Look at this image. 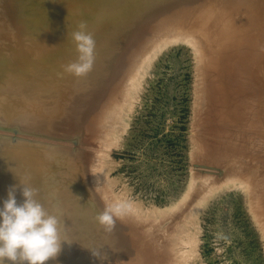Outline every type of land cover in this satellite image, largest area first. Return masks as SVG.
<instances>
[{
  "label": "rangeland",
  "instance_id": "rangeland-1",
  "mask_svg": "<svg viewBox=\"0 0 264 264\" xmlns=\"http://www.w3.org/2000/svg\"><path fill=\"white\" fill-rule=\"evenodd\" d=\"M197 1L199 0H168L163 4L168 10H176L196 6ZM92 2L96 0H88V4ZM171 4L173 6H170ZM9 5H15L17 11H12L8 8ZM80 5L79 2L74 3L75 7ZM61 7V0H0V28L5 32L4 36H0V87H2L0 97L2 98L4 91L18 92L19 88L14 86V83L22 80L24 84L21 89L24 91V96L17 97L16 100L19 101L27 100L25 91H29L33 85L45 87L42 91L45 97L43 101L48 103L49 107L41 108V113L37 111L39 114L51 110L52 98L48 84L58 80L53 72L63 59L58 58L56 63L57 59L50 56L55 49L54 43L48 39V36L55 38L52 33L50 34L52 37L47 35V31L42 33V30L30 35L25 33V29L27 25L39 19V11L47 12L46 8L54 10ZM92 7L93 5H88L84 9V12L91 13L90 19L96 15ZM15 15L22 17V21L14 23ZM180 16L181 13H178L174 17ZM62 28V23L56 27L50 26V30L56 32V36L59 32L63 33ZM182 34L176 37L175 33L169 35L170 37L167 36L166 41L161 44L165 46L164 43L168 42L169 45L164 47L159 44L157 46L161 45V47L156 46L145 54L146 56L142 55L140 64L137 63L136 68L131 70L132 73L127 75L129 79L126 77L119 99L120 109L126 116L122 117V124L118 123L115 126L113 134L110 133L113 131L112 128L104 126L108 131H103V125L106 124H100L90 136L86 128L81 129L80 126L70 132H64L61 136H49L38 131L29 121L27 125L17 121L14 122L16 124L5 125L19 128L21 132L0 130L11 134L8 140L0 143L1 157L13 158V162H17L13 166L0 165V182L8 190L13 185H19L20 178L39 190L38 198L44 203L45 189L51 190L56 184L51 183L49 179L51 177L57 179L55 174L67 172L70 165L74 169L75 166L80 168L79 166L82 165L89 172L88 176L92 177L90 182L94 187V194L101 199L104 207L117 203L124 206L125 212L123 217L118 218L120 224H116V233L110 236L104 231L90 233V235H98L100 244H106L105 236L116 242V249L110 251L113 253H109L103 263L99 262V264H112V256H117L115 254L124 250L118 242L121 236L118 235V226L124 231L122 233H129L128 229L134 226L130 231L131 233L135 231L134 233L137 234L133 235V241L140 233H142L140 237H145V233L149 235L157 233V236L153 234L154 237L146 236L147 240L150 237L148 241L157 239V243L164 235L166 237L162 239L165 241L170 238L172 241L175 240L176 235L173 233H178L181 227L184 228L183 231L189 230L192 241L197 245L196 247L190 245L192 249H187V258L183 264H264V119H260L262 114L264 118V92L261 93L264 88L254 80L255 74L264 80V69L262 70L264 62L259 58H254L253 64V60L248 61L247 69L251 70L254 65L253 70H255H248L250 72L247 73L249 74L247 78L246 74L242 75L246 81L241 77L239 80L244 82L239 83L238 80L233 84L234 88L236 85L237 89L240 88L239 92L244 93L243 96L239 93L235 97L236 104H240L242 108L241 105L246 102L245 104L249 106L251 104L250 107L255 111L248 105L246 108L244 104L243 108L247 109H244L245 112L240 108L238 114L228 116V110H223L220 106L203 105L202 91L204 94L207 93L212 84L210 81L217 85L219 83L204 69L205 66L200 59L202 52L201 49H197L194 38L190 36L193 40L188 39L187 35ZM175 38L178 39L177 41L181 39L183 41L177 42ZM39 40L45 43L43 52L33 53L34 55L25 59L29 56L26 55L29 54L28 46L34 44L38 48ZM151 52L154 53V57L153 54L150 56ZM42 57L50 59L51 62L45 61L41 69L33 68L24 76H20L21 74L15 71L17 65L27 64L29 58L37 61ZM138 67L144 72L140 69L142 71L140 73ZM136 73L138 74L135 75ZM130 78L134 80L131 81ZM139 78L141 81L138 80ZM3 80L8 83L5 87ZM248 81L250 84L256 83L252 85L257 89L252 85L250 89ZM245 82L248 86L244 84ZM132 88L139 90L134 91ZM131 89L133 92L130 93ZM126 90H129V93ZM124 91L127 92L126 99L123 95ZM130 94L131 97L128 96ZM245 97H248V100L252 97V100L247 101ZM3 101L9 105L16 104L14 99L5 96ZM240 101L245 102L241 104ZM123 106H129L130 109ZM249 109L253 113L249 112ZM4 112L0 110V116L3 114L6 121L14 119L12 113ZM246 112L248 113L244 114ZM16 114L22 115L20 108ZM260 121L263 122L261 123L263 128L258 127ZM67 138H76L78 141H74L71 145L66 142ZM247 152L251 154L247 155ZM246 156L249 158L247 159ZM261 156L263 163H260ZM71 184L82 194L83 200L80 203H90L89 199H94L93 195L88 196V192L85 194L86 186L83 185L82 180ZM16 194L20 195L23 202L19 188ZM83 216L85 220L94 221L95 216L88 214ZM85 220H82L83 224ZM123 221L128 223L124 224ZM123 225H127V230ZM97 227L100 228L99 225ZM158 235L160 239L157 238ZM80 236L82 237L83 233ZM144 239L146 238H143L144 244H147V240ZM137 258L134 260L142 259ZM86 262L87 259H84L81 264Z\"/></svg>",
  "mask_w": 264,
  "mask_h": 264
},
{
  "label": "bare ground",
  "instance_id": "bare-ground-1",
  "mask_svg": "<svg viewBox=\"0 0 264 264\" xmlns=\"http://www.w3.org/2000/svg\"><path fill=\"white\" fill-rule=\"evenodd\" d=\"M167 1L168 0H96V2L88 4V0H61V8L54 10H48V8H46L47 12L39 11V19H36L35 23L27 25L25 33L34 35L41 30L42 33L47 31V35L52 33L55 38H50L48 36V39H51V43H54L53 47L55 49L50 56L57 59L56 63H58V58H60L59 60L63 59V62L57 64L58 66L54 68L53 72L58 80L48 84V88L50 89V98H52V106L50 102L51 110H48L43 114L38 113L41 108L49 107L48 103L43 101L45 97H43L42 91H44L45 87L42 88V86L33 85L29 91H25V97L27 100L19 101L16 100V98H23L24 91L21 89V86L24 82L23 80L16 82L14 83V86L19 88L18 92L11 91V93H9L8 91H4L3 93L5 97L14 99L16 101L15 105L6 104L3 101L4 96L2 95V98L0 97V110L5 111V114L12 113L14 117V119L6 121L2 114L0 116V124H2L0 125V130L4 129L7 131L21 132L19 128L5 126L6 124H16L14 123L16 121L22 123V125H27L26 123L29 121L34 127H37L36 129L38 131H41L44 135L47 134L49 136L64 135V132H70L77 126H80L81 129L86 128V132L89 136L97 127L100 126V124H106L103 125V129L104 126H107V128H112L113 130L118 123L119 125L120 123L122 124V117L126 116V114H123L124 111L120 109L119 99L121 98L120 91L126 82L127 75L132 73L131 70L134 67L136 68V65L139 63L142 55L146 56L145 54L157 45L166 41L165 39H167V36L173 33L176 34L175 37L183 33L187 35L188 39L194 38L195 44L198 47L197 49H201L200 52H202L200 54L196 50L201 55L200 59H202L201 61L205 66L204 69L208 71L210 76H214L219 83V85H217L210 81L212 84L207 93L204 94L202 91L203 105L211 107L220 106L223 110H228V116H235L238 114L241 107L239 106L240 104H236L237 102H235V97L239 93L240 96L244 93L239 92L240 88L238 87L239 89H237L236 85L234 88L233 84H235V81L238 82L239 78H243L242 75L246 74L245 76L247 78L249 75L247 73L253 70L254 65L251 70L250 68L247 69L248 61H254V58H259L261 59V62H264V0H199L197 1L196 6L192 5L184 9L176 10H168L163 4L167 3ZM75 2H79L81 5L75 7ZM206 2H208V4H205ZM88 5H93L91 9L96 14L91 19L89 18L91 13L87 11L84 12V9H86ZM170 6L173 5L171 4ZM8 8L14 12L17 11L15 5H9ZM178 13H181L182 16L174 17ZM13 21L14 23H19L22 21V17L15 15ZM81 21L87 22L89 31L93 34L96 41V62L93 70L87 76L77 79L71 74L65 73L63 71V66L75 61L76 59L77 54L75 51V45L70 39V33L76 30L77 25ZM61 23L63 25V33L59 32L56 36V32L53 29L50 30V26L56 27ZM4 35V30L0 28V36ZM50 36L52 37V35ZM184 36L181 37L183 38ZM172 38H174L173 35ZM177 40L178 39H176V41ZM167 43L164 44L169 45ZM39 44L38 48H36L34 44L28 46L29 54L26 55L29 56H26L25 59L31 57L33 53L39 54L43 52L45 44L44 41L39 40ZM161 45L157 47H161ZM166 45L163 46L166 47ZM153 52H155V50ZM151 54H153V57L155 56L154 53L151 52L150 56ZM49 60L50 59H47L46 57L39 58L37 61H35L34 58H29L27 64L23 63L24 66L17 65V69H15V71L21 74L20 76H24L28 74L26 72H29L33 68L41 69L42 64ZM256 60L258 61V59ZM257 61L256 63H258ZM144 63L145 62H143V64ZM253 63H255V61L252 62V64ZM143 64H141L142 67ZM147 64L149 65V63ZM145 65L146 64H144V66ZM52 66H54V64H52ZM137 69H139V71L140 69L142 70V68L139 67ZM263 69L264 67H262V70ZM142 71H140V73ZM202 71L203 70H201V72ZM201 74L203 76V73ZM256 75L258 76V74L254 75L255 82L258 85H263L264 88V80L258 78ZM249 77L248 79L251 78ZM134 78H132V80H134ZM140 78L138 79L139 81H141ZM244 79L245 78H243V80ZM243 80H239V83L240 81H246V79L244 81ZM137 81L136 83L139 82ZM3 83L4 87L8 85V83L4 80ZM256 83H249V88L250 85ZM244 84L248 86L246 82ZM246 86L242 87L248 88ZM254 87V89H257L256 86ZM132 89L130 90V93ZM253 91L255 93V90ZM127 92L129 93V90ZM127 92H125V94L123 93L124 97ZM259 92L257 93L260 95ZM263 92L264 89L261 93ZM251 93H249V95ZM247 94L248 93H246V95ZM128 96L131 97V94ZM251 98L250 100L247 99V101H251ZM240 102L242 104L245 101ZM258 103L257 105H259ZM244 104L241 105L242 108ZM125 105L127 104L125 103ZM247 105L245 106L246 108ZM250 106L248 105V107L252 110L253 107ZM123 107L125 108L126 106ZM127 107V109H130L129 106ZM245 107L243 108L244 112L247 110ZM18 108L22 111L21 116L16 114ZM250 109L249 112H251ZM26 110L27 112H25ZM256 110L258 111V107ZM253 111H255V109ZM247 113L248 112L244 114ZM256 114L260 115L259 112H256ZM262 116L263 114L260 116L261 120L264 119ZM228 121H230V119H228ZM258 122H256L257 125ZM263 122L260 121V125H258L259 128L263 126ZM107 128L103 131L107 130ZM259 128L257 129L259 130ZM101 129L99 128V130ZM110 133L113 134L114 130ZM10 135L11 134L8 132L0 131V143L8 140V136ZM74 141L77 142L78 139L69 138L66 140V142L71 145ZM224 152L227 153L226 149H224ZM245 153L246 152H244L243 155H245ZM248 153L249 152H247V155L251 154ZM9 156L10 155L8 154V157ZM221 156L225 157L226 155ZM246 157L247 159L249 158V156ZM262 158L263 156H261V159ZM253 159L255 158L253 157ZM67 161L69 162V157ZM261 161H263V159L260 160V163H263ZM14 163L17 162H13V158L9 159L7 157H1L0 155V165L13 166ZM79 167L80 168H76L75 166L74 169L70 165L67 172L56 173L55 175H57V179L54 180L53 177L49 179L51 183L56 184L52 186L51 190L46 188L44 191L45 206L49 209V211L61 214L59 218L62 224V237L66 238L68 242L71 243L62 244V250L59 255L54 260L47 261L46 264H81L84 259H87V262L84 264H99V262L103 263V260L100 261L98 258L94 257L90 250L95 251L99 249L102 256L106 257L113 253H110L113 248L116 249V242L113 241V239H109V237L105 236L104 241L106 240V244H100L98 235H90L92 232H103V229L97 227L98 224L95 222L94 216L103 211L104 206L101 199L94 194V187H92V183L90 182L92 177L90 178L88 176L89 172H87L82 165ZM77 180H82L83 185L86 186L87 191L84 189L85 194L88 192V196H94V199H89L90 203H80V201L83 200L82 194L71 184V182H77ZM7 194L8 189L3 186L2 182H0V202L7 199ZM16 199L18 203H22L20 195L18 196L16 194ZM87 214L94 217V221L85 220L86 218L83 215ZM83 219L85 220L84 224L82 223ZM117 220L119 219L117 218ZM117 220L116 224L119 225L120 220ZM94 223L95 225H93ZM123 223L126 224L128 222L123 221ZM126 226L124 229H126ZM129 226L130 224L128 225V228ZM131 226L133 225L131 224ZM133 227L128 229L129 233H122L124 231L119 229V226L117 227L119 232L118 235H121L120 238H118V242L124 250H121L119 254H115L117 256H112V264H183L187 258V249H192V247H196L197 245L195 241H192L189 230L185 229V231H183V227L177 231L178 233H173V235H176V238L173 241L171 238L170 240L165 241L162 238H164V236L166 237V235L162 238L158 235L157 238H161H159L160 241L158 240L159 243L156 242L157 239L154 241L155 238L153 240L151 239L152 241H148L151 237L150 235L153 236L154 233H151L150 235L149 233H145V237L143 235V237H140L142 234L140 233L136 237L137 240L135 239V241H133L134 238L132 237L136 234L134 233L135 231H133V233L130 232L133 230ZM82 233L83 236L81 237L80 235ZM113 233H116V231L114 230ZM156 234L157 233L154 235ZM167 234L169 236V233ZM147 235L150 236L148 237V240L146 237ZM130 237L132 239H130ZM143 238H146L148 242L145 243H153L146 246L147 244H144ZM108 240H110L109 243H107ZM146 240L144 239V241ZM190 245L192 246L191 248ZM146 254H148L149 258H147L148 256H145ZM113 257H116V259ZM136 257H141L142 259L139 260L137 258L138 260L135 261L134 259H136ZM5 264H7V262H5Z\"/></svg>",
  "mask_w": 264,
  "mask_h": 264
},
{
  "label": "clouds",
  "instance_id": "clouds-1",
  "mask_svg": "<svg viewBox=\"0 0 264 264\" xmlns=\"http://www.w3.org/2000/svg\"><path fill=\"white\" fill-rule=\"evenodd\" d=\"M75 45L76 59L63 66V71L79 79L87 76L96 62V41L86 21H81L70 33ZM9 188L7 199L0 202V264H46L54 260L68 240L62 237L59 214L49 211L38 198L39 190L25 180ZM17 188L23 202L16 199ZM125 212L122 204L105 206L95 216V222L106 235H111L117 218ZM92 255L104 260L99 249Z\"/></svg>",
  "mask_w": 264,
  "mask_h": 264
}]
</instances>
